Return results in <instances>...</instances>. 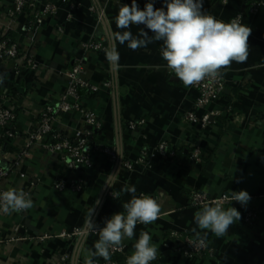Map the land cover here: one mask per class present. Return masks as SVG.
<instances>
[{
  "label": "crops",
  "instance_id": "crops-1",
  "mask_svg": "<svg viewBox=\"0 0 264 264\" xmlns=\"http://www.w3.org/2000/svg\"><path fill=\"white\" fill-rule=\"evenodd\" d=\"M68 1L78 5L77 9L70 12L64 5L55 20L47 21L28 37L27 19L20 16L12 23L8 17L12 0H0V37L12 26L13 37L40 64L37 71L17 73L14 62L0 61V105L15 106L19 111L13 137H7L0 125V168L16 167L27 136L37 127L38 114L67 89L65 73L78 59H83L89 82L98 87L95 92L85 91L81 98V103L101 118L96 139L118 146L132 168L121 163L117 166L103 154L94 156L91 167L72 168L60 154L35 143L8 185L9 189L30 191L34 206L23 214L0 217V264H52L54 254L68 243L60 238L43 243L35 237L86 226L90 215L92 222L103 228L106 219L124 211L122 206L131 194L121 190L132 185L137 196L143 193L157 199L161 215L153 224H137L135 236L124 241L125 252L118 259L124 261L139 233L147 231L159 248L152 264H264V210L252 223L244 220L246 207L264 208V9L260 16L252 17L244 0H231L227 5L215 2L203 11L225 22L244 13V24L252 32L247 61L233 62L224 69L227 88L224 97L214 104L221 114L213 116L208 128L202 130L184 119L194 109L199 93L185 87L167 69L160 55L162 42L136 51L126 43L118 44V67H110L106 60L104 49L110 35L122 31L115 25L118 9L121 4L130 6L132 0L119 4H106L107 0ZM148 2L155 8L164 6V0H137L141 10ZM100 5L106 7L108 30L98 21L97 12L90 10ZM58 24L64 32L56 29ZM139 29L152 35L144 25H133L129 30L136 35ZM101 39L105 40L104 49H83L84 43ZM108 82L110 86H106ZM141 120L145 122L142 125ZM56 127L75 133L83 127L81 115L72 112L59 117ZM163 140L169 144V155L157 150ZM194 147L200 148L201 161L192 158ZM141 158L146 163H141ZM116 172L115 177L110 175ZM20 173L26 177L21 178ZM78 176L86 179L82 192L54 188L57 178ZM193 190H204L212 196L244 190L251 199L246 205L231 206L241 213V219L229 226L226 235L217 237L208 232L204 237L194 221V213L200 209L190 200ZM108 191L120 193L119 198L109 196ZM15 226L20 228L17 234ZM193 229L215 246L212 256L188 258L173 252L172 234H195ZM13 236L16 238L11 240ZM97 239L98 235L75 239L72 264L84 260L82 249L94 250Z\"/></svg>",
  "mask_w": 264,
  "mask_h": 264
},
{
  "label": "built area",
  "instance_id": "built-area-1",
  "mask_svg": "<svg viewBox=\"0 0 264 264\" xmlns=\"http://www.w3.org/2000/svg\"><path fill=\"white\" fill-rule=\"evenodd\" d=\"M230 1L231 0H202V11L215 2L227 5ZM106 2V4H119L122 3L123 0H107ZM64 5H68L70 12L76 10L78 7V5L68 0H12L8 11V17L12 23L20 16L25 17L27 19L25 27L26 36L31 37L44 26L47 21L55 20ZM245 6L249 16L258 17L262 14L264 9V0H245ZM90 10L92 12H97L98 21L103 23L108 30L106 7L101 5L99 7L92 6ZM234 18H239L241 22L244 23V13L236 14L231 17L228 22ZM12 28L13 27L10 26L8 32L0 37V61L14 62V69L17 73L24 72V70L37 71L40 64L35 56L13 37L11 33ZM56 29L59 32H64V27L61 24H58ZM104 48V39L99 41L92 40L83 44V49L85 51H99ZM65 75L69 81L67 89L61 93L55 102L47 103L38 114L37 127L27 136L26 145L21 151L18 161L15 163L16 167L0 168V193L9 189L8 185L18 169V165H20L23 158L27 157L35 143L40 144L49 152L60 154L62 159L72 168L91 167L96 154L107 156L117 166L118 163H121L127 168H132V164L123 159L121 150L118 146L106 145L96 139L95 132L102 127V121L96 112L86 108L81 103V90L95 92L98 90V87L91 84L87 79L86 67L83 59L76 60L70 69L66 71ZM227 82L228 80L223 70L222 78L215 80L206 79L200 84L192 86V88L198 91L199 97L195 102L194 109L188 111L184 115L185 121L192 125L199 126L202 130L208 128L211 123V118L221 114V109L215 107L214 104L224 97ZM110 85L109 82L106 83V86ZM199 110L203 112L201 115L198 113ZM72 112H78L81 115L83 127L75 133H65L56 127V121L59 117L71 114ZM18 113V108L15 106L0 105V125L4 128L7 137H13L15 135L14 130ZM144 123V120L140 121L141 125ZM157 150L162 155H169V144L167 140L161 141ZM145 155H147V152ZM192 158L196 161H201V150L199 147H194L192 150ZM140 162L146 163L145 158H141ZM19 176L25 178L26 174L20 173ZM85 186L86 179L81 176L71 179L57 178L54 181V188L59 192L71 191L73 193H80L84 190ZM26 192L30 194L33 200V194L30 191ZM112 193L114 196L117 194L113 191H108V195L111 197H113ZM230 195L229 193H223L220 196H212L204 190H193L190 200L192 204L199 209L213 202L222 204L226 209L239 203L237 201H231ZM28 210L12 214L0 211V217H11L16 214L26 213ZM263 210L264 208L261 206L246 207L244 212L245 222L252 223L259 218ZM19 229V226H15L14 232L17 234ZM91 235L97 234L90 230L88 223L86 226L63 229L56 235L44 234L34 239L43 243H47L54 238L65 240L68 243L67 247L59 249L54 254L52 264H72L73 254L71 245L73 241L77 238L86 239ZM172 236L175 239L172 250L176 255L188 258H202L205 256H212L215 252V246L202 236L203 243H201L200 239H197L195 234L190 232H176L172 234ZM15 238L16 236H13L11 240ZM124 252L125 245L123 244L122 247L111 250L110 261L106 262L101 257L94 259V262L95 264H125L127 257H125L123 262L117 259L118 255ZM77 264H84V260L81 261L77 259Z\"/></svg>",
  "mask_w": 264,
  "mask_h": 264
},
{
  "label": "clouds",
  "instance_id": "clouds-1",
  "mask_svg": "<svg viewBox=\"0 0 264 264\" xmlns=\"http://www.w3.org/2000/svg\"><path fill=\"white\" fill-rule=\"evenodd\" d=\"M202 7V0H164L161 8H155L153 2H148L143 10L139 8L137 0H132L130 6L121 4L115 25L122 31L113 32L104 49L110 67L119 65L118 44L126 43L129 49L136 51L157 41L162 42L160 55L167 69L185 87L198 85L206 79L222 78V71L230 68L233 62H246L252 29L239 18L225 22L203 12ZM133 25H144L152 35L143 29L134 35L129 30ZM117 174L110 175L115 177ZM121 191L131 194V198L123 204V212L105 220L103 228L92 222L90 215L89 227L98 235V239L94 242V250L82 249L84 264H95L94 257L110 261L111 250L122 247L126 239L131 240L136 234L137 224L149 225L159 219L161 206L157 199L143 193L137 196L134 185L125 186ZM119 195L117 193L113 198L118 199ZM250 199L249 193L244 190L231 192L230 195L231 201H237L242 206ZM33 206L30 194L23 190L10 188L0 193V211L4 213H19ZM240 219L241 213L235 207L225 209L218 202L204 205L194 213L195 224L203 231L204 237L208 232L222 237L227 234L229 226ZM193 231L203 243L201 232ZM132 247L133 251L127 256L125 264H152L158 258L159 248L147 231L139 233Z\"/></svg>",
  "mask_w": 264,
  "mask_h": 264
},
{
  "label": "trees",
  "instance_id": "trees-1",
  "mask_svg": "<svg viewBox=\"0 0 264 264\" xmlns=\"http://www.w3.org/2000/svg\"><path fill=\"white\" fill-rule=\"evenodd\" d=\"M244 1H245V0H244ZM83 93H85V90H81V94H83ZM117 259H118V257H117ZM119 260H120L121 262H123V259L120 258V257H119Z\"/></svg>",
  "mask_w": 264,
  "mask_h": 264
}]
</instances>
